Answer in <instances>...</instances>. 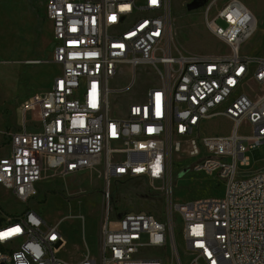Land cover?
I'll return each instance as SVG.
<instances>
[{
    "label": "built area",
    "instance_id": "obj_1",
    "mask_svg": "<svg viewBox=\"0 0 264 264\" xmlns=\"http://www.w3.org/2000/svg\"><path fill=\"white\" fill-rule=\"evenodd\" d=\"M209 11L205 25L226 47L224 54L175 50L171 0H47L51 62L59 72L49 89L26 102L21 125L9 133L0 185L28 202L47 170L71 176L101 168L99 254L88 250L79 262L61 260L62 233L28 210L0 223V233H11L0 238V264H264V168L239 169L249 165L246 153L264 144V54H241L257 21L240 0ZM123 66L132 71L131 81L110 88ZM140 66L150 67L159 83L130 103L124 117L115 116L110 95L126 93ZM215 117L232 123L230 134H202ZM184 143L189 157L200 158L192 170L225 181L223 197L175 200L173 155ZM133 179L162 195V216L114 209V184Z\"/></svg>",
    "mask_w": 264,
    "mask_h": 264
},
{
    "label": "rangeland",
    "instance_id": "obj_2",
    "mask_svg": "<svg viewBox=\"0 0 264 264\" xmlns=\"http://www.w3.org/2000/svg\"><path fill=\"white\" fill-rule=\"evenodd\" d=\"M171 0L172 35L175 50L185 55L216 56L227 52L224 44L206 27L207 10L210 16L229 0ZM255 15L257 29L242 44L241 54L258 58L264 54V0H240ZM47 0H0V157L9 152V133L21 125V111L36 93L49 89L59 67L51 62L54 46L52 27L45 14ZM217 23L225 27L223 20ZM39 61V62H38ZM132 71L123 66L110 80L112 89L125 88ZM159 76L150 67L140 66L134 85L126 93L110 95V109L115 116L124 117L130 103L144 99L146 91L159 83ZM251 88L259 90L257 85ZM33 122L34 116L28 117ZM232 123L224 117L207 120L203 135H228ZM246 156L249 165H239L243 172L264 168V144L250 149ZM200 158H191L184 143L181 152L173 155L174 198L181 203L201 198L223 197L226 183L217 173L192 170L190 165ZM111 204L121 212H151L162 216L163 197L148 182L133 179L114 184ZM101 168L71 176H60L52 170L44 172L37 183L38 194L28 202L15 198L0 185V223L7 218L35 210L47 225L56 226L62 233L57 244V256L68 263L81 261L88 253L97 257L105 215ZM178 244L183 262L185 244ZM169 264L172 263L169 259Z\"/></svg>",
    "mask_w": 264,
    "mask_h": 264
},
{
    "label": "snow or ice",
    "instance_id": "obj_3",
    "mask_svg": "<svg viewBox=\"0 0 264 264\" xmlns=\"http://www.w3.org/2000/svg\"><path fill=\"white\" fill-rule=\"evenodd\" d=\"M155 2H156V0H153V3H155ZM113 19H115V17H113ZM15 231H18V229H16ZM9 234H11V233H0V238H3L4 236L9 235Z\"/></svg>",
    "mask_w": 264,
    "mask_h": 264
},
{
    "label": "bare ground",
    "instance_id": "obj_4",
    "mask_svg": "<svg viewBox=\"0 0 264 264\" xmlns=\"http://www.w3.org/2000/svg\"><path fill=\"white\" fill-rule=\"evenodd\" d=\"M245 5V4H244ZM249 9V8H248ZM171 10H172V7H171ZM250 10V9H249ZM251 11V10H250ZM252 12V11H251ZM253 13V12H252ZM254 15V14H253ZM255 16V15H254ZM256 18V17H255ZM256 21H257V19H256ZM256 27H257V24H256ZM257 29V28H256ZM256 31V30H255ZM255 33V32H254ZM135 82V81H134ZM134 82H133V84H132V86L134 85ZM131 86V87H132ZM89 250V249H88Z\"/></svg>",
    "mask_w": 264,
    "mask_h": 264
},
{
    "label": "crops",
    "instance_id": "obj_5",
    "mask_svg": "<svg viewBox=\"0 0 264 264\" xmlns=\"http://www.w3.org/2000/svg\"><path fill=\"white\" fill-rule=\"evenodd\" d=\"M50 23H51V22H50ZM51 27H52V25H51ZM52 34H53V31H52ZM55 76H56V75H55ZM55 76H54V77H55ZM54 77H53V79H54ZM53 79L51 80V83H50V84H52ZM50 86H51V85H50ZM59 242H60V241H59ZM59 242H58V243H59ZM58 243H57V244H58Z\"/></svg>",
    "mask_w": 264,
    "mask_h": 264
}]
</instances>
